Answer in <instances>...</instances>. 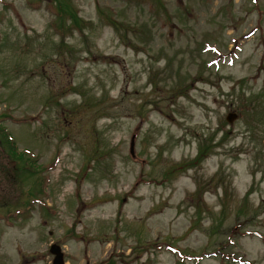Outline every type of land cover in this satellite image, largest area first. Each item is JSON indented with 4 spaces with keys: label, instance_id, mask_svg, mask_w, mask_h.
<instances>
[{
    "label": "rangeland",
    "instance_id": "1",
    "mask_svg": "<svg viewBox=\"0 0 264 264\" xmlns=\"http://www.w3.org/2000/svg\"><path fill=\"white\" fill-rule=\"evenodd\" d=\"M1 3L0 264H264V0Z\"/></svg>",
    "mask_w": 264,
    "mask_h": 264
},
{
    "label": "water",
    "instance_id": "2",
    "mask_svg": "<svg viewBox=\"0 0 264 264\" xmlns=\"http://www.w3.org/2000/svg\"><path fill=\"white\" fill-rule=\"evenodd\" d=\"M233 115L230 114L228 119L230 120ZM50 252L54 254L53 258V264H63V259H62V253L60 252V247L57 244H52L50 246Z\"/></svg>",
    "mask_w": 264,
    "mask_h": 264
},
{
    "label": "trees",
    "instance_id": "3",
    "mask_svg": "<svg viewBox=\"0 0 264 264\" xmlns=\"http://www.w3.org/2000/svg\"><path fill=\"white\" fill-rule=\"evenodd\" d=\"M59 1V3H62V4H65V3H63L62 2V0H58ZM70 4V3H69ZM62 12H65L64 10H62ZM71 16H73V13H71ZM74 17V16H73ZM77 21V23H78V19L76 20ZM110 21V20H109ZM114 26H115V24H114ZM6 141H8L9 142V144H8V149L10 150V152H14V150H15V147H14V145L8 140V138L6 139ZM7 142V143H8ZM14 154H16L15 152H14ZM23 155V154H22ZM16 160H18V154H16ZM22 157V156H21ZM21 160L25 163V164H27L28 165V163L30 164V162H31V159H30V157L29 158H21Z\"/></svg>",
    "mask_w": 264,
    "mask_h": 264
}]
</instances>
